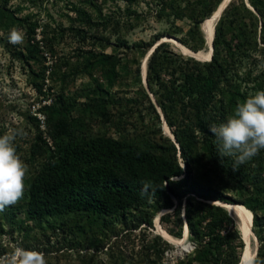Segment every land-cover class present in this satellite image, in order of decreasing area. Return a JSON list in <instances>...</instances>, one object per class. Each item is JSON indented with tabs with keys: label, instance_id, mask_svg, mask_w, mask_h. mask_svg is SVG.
<instances>
[{
	"label": "trees",
	"instance_id": "16d2710c",
	"mask_svg": "<svg viewBox=\"0 0 264 264\" xmlns=\"http://www.w3.org/2000/svg\"><path fill=\"white\" fill-rule=\"evenodd\" d=\"M13 1L0 0V44L23 64L37 93L44 95L50 79L59 96L42 109L46 130L26 103L0 97V136L12 129L19 133L13 146L27 166L23 198L0 211V256L14 248L2 246L8 227L12 240L22 237L20 247L39 252L43 245L47 264H62L55 250L64 257L79 254L76 264H240L245 242L229 211L214 204L224 202L244 206L259 241L252 264H264V149L237 164L235 157L219 155L209 130L225 123L250 95L264 91V0L230 2L215 26L211 61L185 57L169 43L150 56L148 85L176 141L165 135L162 115L143 84L142 60L154 43L131 46L125 40L147 15L128 8L121 24L103 13L104 5L116 0H84L80 6L67 0L77 19L68 17L66 28L45 26L41 47L34 41L41 19L20 17L25 3L39 0H19L12 9ZM124 1L133 5L137 0ZM223 1L153 0L160 8L158 20L168 15L191 22L181 43L193 52L207 50L202 26ZM13 28L25 32L23 43L9 42ZM111 34L118 36L115 45H110ZM78 38L112 52L80 49L76 57L58 55V40ZM42 49L57 57L49 76ZM84 78L88 82L82 89L69 93ZM133 83L138 84L135 95ZM23 112L27 116L20 126L7 127L14 114ZM145 184L149 189L142 194ZM164 210H173L160 219L174 226L167 229L173 237L182 238L187 224L193 253L164 262L173 247L150 233L141 236L138 251L127 253L125 244L135 243L130 234L153 228ZM58 230L63 240L54 248L51 234Z\"/></svg>",
	"mask_w": 264,
	"mask_h": 264
},
{
	"label": "rangeland",
	"instance_id": "374dc122",
	"mask_svg": "<svg viewBox=\"0 0 264 264\" xmlns=\"http://www.w3.org/2000/svg\"><path fill=\"white\" fill-rule=\"evenodd\" d=\"M83 1L84 0H70V3H73V4L75 3L76 5L80 6V4H82ZM19 3L20 1L16 0V1L11 2L10 6L12 7V9H14L18 7ZM127 3L128 2H125L124 0H116L115 2L109 1L108 3L104 5L103 13L104 15H107V16L118 17L121 24H123L128 19L127 17H129L130 15L128 14V10H127L128 8L132 10V13L136 12L138 14L147 15V18L144 20L142 25H140L138 28L133 29L126 36L125 40L128 41V43L131 46H133L135 43H141V42L154 43V46L152 47L153 49L158 43H161L160 41L165 40L166 42H163V43L171 44L172 51L183 54L180 48L177 47V45L171 42L170 40L176 38V40H178L181 43V39L187 34V32L191 28L190 21L188 20L173 21V18L168 15H164L161 20H158L160 8L157 3L153 2V0H137L134 2L133 5H129ZM24 5H25V10L20 14V17L26 16L29 14H34V15H37L39 19H41L40 26L39 28H37L34 34V37H35L34 41L39 42L41 47L44 46L43 32H44L45 26L53 27L55 29L61 25L62 27L66 28V27L71 26V23L69 22L68 17L74 20L77 19L75 13L69 8L67 0L66 1L39 0L37 4L27 2ZM78 26H79V23L77 22L76 27ZM202 29H203V26H202ZM176 30L179 31L177 35H174V36L170 35L171 31H176ZM20 31L23 33L24 39H25L26 38L25 32L23 30H20ZM3 36H4V33L0 31V39L3 38ZM106 36L108 35L106 34ZM110 38H111L110 45H115L117 44V42H119L117 35L111 34ZM93 43H96V42L94 40H87V41L84 40L83 41L80 38H78V40L77 39L76 40L71 39L67 41L58 40L56 43V47L58 50V55L61 57H76L77 55L76 53L80 49H82L83 51L99 50V51H105L106 53L112 52L111 47H107V46L103 47L100 44H97V46H94ZM15 45H19V44H15ZM42 51H43V55L47 57L45 64L49 69L48 71H50V72L47 71V74L49 73L52 75L53 74L52 70H54L55 63L57 62V57H53L52 55L48 54L44 49H42ZM148 54L146 55V57L148 56ZM146 57L142 60V71H141L144 85L146 84V82L144 80L145 74L143 73L144 71L143 64L145 63ZM185 57H188V56H185ZM147 64H148V61L146 63V67H147ZM132 70H134V67H132ZM146 81H147V72H146ZM86 82H88V79L86 78L78 80L76 84L70 87L69 93L80 91L83 87L82 84ZM145 86H147L149 92L151 93V90L148 85V81ZM131 88H132L131 95H135L133 93L134 91L137 90L138 84L133 83ZM58 92H59L58 88L54 86V82L52 80H49V84L47 88L44 90V93H46L47 95H45V98L42 99L44 96H40V94L37 93V91H35L30 86L28 82L27 70L25 69L23 64L18 59H14L12 55L7 51L5 46L3 44H0V97L6 98V101L14 102L20 105L26 103L29 106L28 108L31 110V114H32V112L36 113L38 111L39 105L43 102V100L53 99V101H55L59 96ZM151 96H153L152 99H155L153 93H151ZM158 111L159 113H161V110L159 108H158ZM25 116H27L26 112H23L21 116L14 114L12 118L10 119L11 124L7 125V127H10V126L12 127V124L16 126H20L23 123ZM165 126L170 130L171 134H173L168 124ZM163 130H164L165 135L169 134L165 130L164 124H163ZM172 211L173 210H167V211L164 210V211H161L160 214L162 213L166 214ZM159 215L154 220L153 228H150L148 226H143L147 230L145 228L142 229L143 228L142 227L140 230L135 231L134 234H130L131 239L134 240L135 243L125 244V247H126L125 250L127 251V253H131L133 248H135V250L138 251L139 249L138 245H139V242L142 240L141 236L143 237V234L150 233L153 236L160 235L158 233L157 222H156ZM19 217L25 220L27 224H29V226L34 225L32 221L26 220L23 214L20 215ZM232 217L234 218L235 216L232 215ZM247 217H248V220L252 228V221L248 214H247ZM234 219H235L237 226L239 227L240 225H239V221H237L238 220L237 217ZM159 224L160 226L163 227L164 230L168 232V234H169V231L167 229L174 228V226H172L171 224L162 225L161 222H159ZM6 229H8V227L4 228L2 246L3 247L19 246V243L22 241V237L16 236V241H14L9 236V234L6 232ZM185 229L183 232V236L180 239H183L184 234H185ZM252 231L253 230H251L249 240H250L251 252L253 253V257H254V255L257 252L258 246H259V241L257 237L254 235V233H252ZM44 232L45 231H42V233ZM174 238L176 240H179V238H176V237ZM62 240H63V234L61 231L58 230L56 234H51L50 246L51 247L53 246L54 248H59L61 247ZM171 245L173 248L166 254V258L164 262L169 263L175 258L183 257L187 254L193 253L194 245L190 242L189 237H187L184 244L180 246L176 244H171ZM43 247H44L43 245L39 247L41 250V251L39 250V252H42V253L44 252L42 250ZM245 248H246V245H245ZM106 249L107 248H105V250ZM52 254L56 258L58 257L57 259H59V261L62 264H76L77 263L76 260L78 259V255H79L76 253H72L64 257L63 256L64 254H61V252H59L58 250H55V252ZM45 257H46V254H45Z\"/></svg>",
	"mask_w": 264,
	"mask_h": 264
},
{
	"label": "clouds",
	"instance_id": "9594fccd",
	"mask_svg": "<svg viewBox=\"0 0 264 264\" xmlns=\"http://www.w3.org/2000/svg\"><path fill=\"white\" fill-rule=\"evenodd\" d=\"M23 41V33L13 28L9 33V42L15 45ZM209 130L219 145L220 156L235 157L237 164L251 160L264 149V91L250 95L237 105L233 115L225 123L210 125ZM18 134L12 129L0 136V211L15 205L25 192L27 166L13 146V140ZM148 189L149 185L145 184L141 193L145 194ZM0 264H47V261L42 252L16 246L11 252L0 256ZM247 264H252V261Z\"/></svg>",
	"mask_w": 264,
	"mask_h": 264
},
{
	"label": "bare ground",
	"instance_id": "6f19581e",
	"mask_svg": "<svg viewBox=\"0 0 264 264\" xmlns=\"http://www.w3.org/2000/svg\"><path fill=\"white\" fill-rule=\"evenodd\" d=\"M228 1H230V0H224L221 6L224 7V5H226L228 3ZM218 10H220V9H218ZM218 10L209 19H207V21H205L203 23V30L208 37L209 44L211 43L213 37H215V26H216V23L219 21L218 20V18H219V11ZM170 41L175 43L177 45V47H179L180 50L187 55H194L195 57H197L200 60H206V59L210 58L209 45H208L207 50H203L200 52H193V51L189 50L188 48H186L184 45H180L178 42H176L175 39H171ZM143 67H144L143 70H144V74H145L146 73V64L145 63L143 65ZM165 129L169 134H171L170 130L166 126H165ZM226 207L230 211L231 215L235 216L234 218L237 217V219H238L237 221H239V225H240L239 229L242 233L244 240L246 241V248L244 250V254L242 256L240 264H247L248 261H250V260L252 261L254 258L253 253L251 252V246H250V240H249L252 228H251L250 222L248 220L247 213H246L244 207L241 205H227ZM156 222H157L158 233L160 235H162L165 239H167L171 243L176 244L178 246L184 244L185 240L188 237V227L187 226L185 227L186 229H185V234H184L183 239L176 240L173 236L169 235L167 232H165L162 229V227L159 224L158 219L156 220ZM252 223H253V220H252ZM252 233H253V231H252Z\"/></svg>",
	"mask_w": 264,
	"mask_h": 264
},
{
	"label": "water",
	"instance_id": "95a60500",
	"mask_svg": "<svg viewBox=\"0 0 264 264\" xmlns=\"http://www.w3.org/2000/svg\"><path fill=\"white\" fill-rule=\"evenodd\" d=\"M232 0H230V1H228V3L226 4V5H224V7H222V6H220V10H218L219 11V18L221 17V15H222V13H223V11L227 8V6L230 4V2H231ZM219 18H218V20H219ZM204 31V30H203ZM205 33V32H204ZM205 36H206V39H207V44L209 45V49H210V58L209 59H206V60H200V59H198L197 57H195L194 55H187V54H185V53H183L184 54V56H188V57H191V58H195V59H197L198 61H202V62H208V61H211L212 60V58H213V53H214V38L215 37H213V39H212V41H211V43L209 44V40H208V37H207V35H206V33H205ZM175 40H176V38H174ZM176 41H178V40H176ZM161 43H158L152 50H151V52H149V54H148V56L146 57V59H145V64L147 63V61L149 60V58H150V56L152 55V53L155 51V49L160 45V44H162L163 42H166L165 40H162V41H160ZM178 43L180 44V45H182L179 41H178ZM144 65V64H143ZM143 69H144V67H143ZM146 69H147V67H146ZM147 72V71H146ZM143 73H144V71H143ZM144 80H145V82H146V84H147V81H146V73H145V78H144ZM145 84V85H146ZM147 87V86H146ZM148 89V88H147ZM149 91V90H148ZM151 97H153V96H151ZM154 100V104L161 110V108H160V106H158V104H157V102H156V100L155 99H153ZM161 115H162V120H163V124H164V128H165V125H167V122H166V120H165V117H164V115H163V113H162V110H161V113H160ZM166 130V129H165ZM171 139H173L174 141H176V139H175V136L172 134H167ZM214 204H216V205H219V206H221V207H224V208H226L227 210H228V208L226 207L227 205H232V204H228V203H224V202H216V203H214ZM242 206V205H241ZM244 207V206H243ZM229 211V210H228ZM230 212V211H229ZM163 214H165V213H162V214H160V216L158 217V221L160 222V218H161V216L163 215ZM184 218H185V214H184ZM252 226H253V223H252ZM253 230V229H252ZM254 233V232H253ZM255 235V234H254ZM162 236V235H161ZM163 237V236H162ZM164 238V237H163ZM165 239V238H164ZM166 241H168L167 239H165ZM169 243H171L170 241H168ZM244 242H246L245 240H244ZM171 244H173V243H171ZM258 249H259V246H258ZM258 249H257V252H256V254L254 255V258H253V260H252V263H253V261L255 260V258H256V256H257V253H258Z\"/></svg>",
	"mask_w": 264,
	"mask_h": 264
},
{
	"label": "built area",
	"instance_id": "2783aa9c",
	"mask_svg": "<svg viewBox=\"0 0 264 264\" xmlns=\"http://www.w3.org/2000/svg\"><path fill=\"white\" fill-rule=\"evenodd\" d=\"M48 59H49V57H48ZM48 72H50V71H48ZM49 74V73H48ZM47 74V75H48ZM50 75V74H49ZM48 75V76H49ZM49 80L50 79H47V81H46V88H47V86H48V84H49ZM46 88H44V90L46 89ZM45 95H47L46 93H44V95H40V96H44L42 99H44L45 98ZM41 99V100H42ZM54 103V101H53V99L51 100V99H49V100H43V102L39 105V109H38V111L36 112V113H34V112H32V114L40 121V123H41V128L43 129V130H46V116H45V114L42 112V109H43V107H46V106H50V105H52ZM51 142V141H50Z\"/></svg>",
	"mask_w": 264,
	"mask_h": 264
},
{
	"label": "crops",
	"instance_id": "0c3cea01",
	"mask_svg": "<svg viewBox=\"0 0 264 264\" xmlns=\"http://www.w3.org/2000/svg\"><path fill=\"white\" fill-rule=\"evenodd\" d=\"M230 213V212H229ZM230 215H231V213H230ZM232 216V215H231ZM185 226H187V224L185 225ZM239 228V227H238ZM252 228H253V226H252ZM184 229H185V227H184ZM240 230V229H239ZM242 234V233H241ZM242 238H243V236H242ZM243 240H244V238H243ZM246 245V244H245ZM193 250H194V248H193Z\"/></svg>",
	"mask_w": 264,
	"mask_h": 264
}]
</instances>
